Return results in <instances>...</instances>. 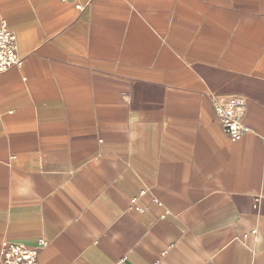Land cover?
Segmentation results:
<instances>
[{
    "label": "crops",
    "instance_id": "crops-1",
    "mask_svg": "<svg viewBox=\"0 0 264 264\" xmlns=\"http://www.w3.org/2000/svg\"><path fill=\"white\" fill-rule=\"evenodd\" d=\"M0 18L22 58L0 74V246L264 264V0H0ZM229 95L237 141L211 101Z\"/></svg>",
    "mask_w": 264,
    "mask_h": 264
},
{
    "label": "built area",
    "instance_id": "built-area-1",
    "mask_svg": "<svg viewBox=\"0 0 264 264\" xmlns=\"http://www.w3.org/2000/svg\"><path fill=\"white\" fill-rule=\"evenodd\" d=\"M65 1V0H63ZM77 2L78 0H73ZM77 10H82L80 4L75 5ZM22 58L18 53L17 38L9 30L7 21L0 18V74L12 68H20ZM212 106L216 114V122L231 141L241 139L250 129L245 125L246 99L238 95L211 96ZM141 195L145 194L143 190ZM137 199H135V202ZM139 213H144L146 208H138ZM255 234V231L253 232ZM246 236L242 237L245 240ZM46 246L39 240L36 247H29L24 243L4 241L0 246V264H38L37 251Z\"/></svg>",
    "mask_w": 264,
    "mask_h": 264
}]
</instances>
